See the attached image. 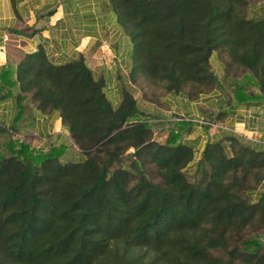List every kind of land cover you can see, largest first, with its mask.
I'll return each mask as SVG.
<instances>
[{
  "label": "trees",
  "instance_id": "trees-1",
  "mask_svg": "<svg viewBox=\"0 0 264 264\" xmlns=\"http://www.w3.org/2000/svg\"><path fill=\"white\" fill-rule=\"evenodd\" d=\"M107 1L145 95L195 101L220 91L205 110L210 124L230 107L264 105V6ZM3 100L14 114L0 121V264H264V192L253 197L264 142L224 130L197 157L185 138L194 121L181 116L158 139L166 127L155 130L156 116L128 90L115 104L84 54L56 64L38 50L0 65ZM37 109L57 110L69 135L33 146L23 133ZM71 145L81 160L65 157Z\"/></svg>",
  "mask_w": 264,
  "mask_h": 264
},
{
  "label": "crops",
  "instance_id": "crops-1",
  "mask_svg": "<svg viewBox=\"0 0 264 264\" xmlns=\"http://www.w3.org/2000/svg\"><path fill=\"white\" fill-rule=\"evenodd\" d=\"M38 50H44L56 64L84 54L95 78L105 80L108 97L115 104L121 102L124 90H128L140 110L157 115L159 119L172 120L169 119L172 113L168 114L155 100L144 98L143 91L132 82L133 43L107 0H0V65L19 64L28 53ZM220 97V91L195 101L183 94H169L161 101L166 105L171 102L177 113L175 118L186 114L185 118L196 120L194 118L201 116V105L216 102ZM228 113L224 119L225 127L230 129L227 131L233 130L254 142H264V105L230 107ZM13 114V102L0 101V120L9 123ZM34 120L27 128L34 136L33 146L40 141L42 146L50 144L59 133L69 135L57 110L37 109ZM193 127L195 129L196 124ZM199 128L194 137L185 135L197 157L210 138L226 130L222 126L216 132H210L206 126ZM74 153L80 158L78 160L83 158L80 149ZM65 157L72 158L68 153ZM261 192H264V182L253 197L257 198Z\"/></svg>",
  "mask_w": 264,
  "mask_h": 264
},
{
  "label": "rangeland",
  "instance_id": "rangeland-1",
  "mask_svg": "<svg viewBox=\"0 0 264 264\" xmlns=\"http://www.w3.org/2000/svg\"><path fill=\"white\" fill-rule=\"evenodd\" d=\"M251 1V5H250V7H251V9L252 10H254V11H257L258 9H259V7H261V6H264V0H250ZM249 7V8H250ZM248 8V10H250ZM264 8V7H263ZM219 58H221L222 60H224V61H226V63H227V57L225 56V54L223 55V56H220ZM218 58V59H219ZM218 59L216 58V57H213L212 58V64H213V67H214V69L216 70V72H217V74L219 75V77H220V79H221V81H222V83H223V86H224V91L225 92H227V93H230L231 92V85H230V80H227L226 78H225V69L223 68V67H221V64H220V62L218 61ZM235 70H238V69H236V68H232V69H230V73H229V75L230 76H232V77H234V76H236V73H235ZM142 91H143V94H144V98H148V99H152V98H154V99H152V100H155L156 101V103L157 104H159V106H161L162 107V109H164V110H166V112L168 113V114H171L169 117V119H176L175 118V116L177 115V113H176V111L174 110V109H172V106H171V102L169 103V104H164L161 100H160V98H158L157 96H158V94H160V93H158V94H156V93H149V90H146L147 91V95H145L146 93L144 92V90L142 89V88H140ZM174 100V99H173ZM4 101V100H3ZM172 101V100H171ZM172 105H175L174 104V101H172ZM219 107H217L216 108V112L214 113V117L216 116V114L218 113V112H220L219 110H220V108L218 109ZM203 109V110H202ZM205 110H206V112H207V105L206 104H203V105H201V116L200 117H196V118H194V119H196V120H193L194 121V124H196V127H195V129H194V127L192 128V130H191V132H190V134L189 133H187L186 134V136L188 135V136H192V137H194L195 136V133H198V130L200 129L199 127L201 126V128H202V126H206V125H208L209 126V131L210 132H216L217 130H218V128L220 127V126H222V128H224V129H226V130H230V129H228V128H226L225 127V124H224V119L226 118V116L225 115H223V116H221L218 120H215V122H213V124H210L209 123V116H207V114H206V112H205ZM218 115V114H217ZM156 117L154 118L155 119V121L157 122L155 125H154V128H155V130H159L160 128H164V127H166V130H164L163 131V133H161L159 136H158V139H163L164 137H166V135H167V132H168V130H167V126L169 125V121H168V119L166 118V119H159V117L157 116V115H155ZM180 116V115H179ZM187 115L185 114V115H181V117H186ZM0 121H2V120H0ZM3 122V121H2ZM224 126V127H223ZM201 132V131H200ZM232 132H235V131H233L232 130ZM23 135H25L27 138H28V140L30 141V142H32V139L34 138V136H33V134H31V133H28L27 132V130H25V132L23 133ZM239 136H240V134H239ZM241 136H243V135H241ZM36 145V144H35ZM49 144H45L44 146H42V143H41V141H40V143H38L36 146H38V147H40V146H42V147H44V148H46L47 146H48ZM76 149V150H75ZM73 148V146L71 145V146H69V149H68V151H67V153L69 154V157H72L73 159H76V160H78V159H80V158H78V156L74 153V151H77V150H79V149H77V147L76 148ZM66 153V154H67ZM65 160V159H64Z\"/></svg>",
  "mask_w": 264,
  "mask_h": 264
}]
</instances>
